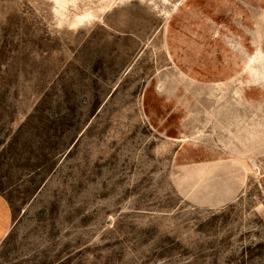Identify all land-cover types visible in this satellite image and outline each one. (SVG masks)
Here are the masks:
<instances>
[{
	"label": "rangeland",
	"instance_id": "1",
	"mask_svg": "<svg viewBox=\"0 0 264 264\" xmlns=\"http://www.w3.org/2000/svg\"><path fill=\"white\" fill-rule=\"evenodd\" d=\"M0 264H264V0H0Z\"/></svg>",
	"mask_w": 264,
	"mask_h": 264
},
{
	"label": "crops",
	"instance_id": "2",
	"mask_svg": "<svg viewBox=\"0 0 264 264\" xmlns=\"http://www.w3.org/2000/svg\"><path fill=\"white\" fill-rule=\"evenodd\" d=\"M11 217L10 208L4 197L0 195V241L7 235L9 231Z\"/></svg>",
	"mask_w": 264,
	"mask_h": 264
}]
</instances>
